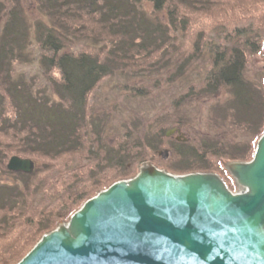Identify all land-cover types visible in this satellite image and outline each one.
Masks as SVG:
<instances>
[{
  "label": "trees",
  "instance_id": "16d2710c",
  "mask_svg": "<svg viewBox=\"0 0 264 264\" xmlns=\"http://www.w3.org/2000/svg\"><path fill=\"white\" fill-rule=\"evenodd\" d=\"M37 1L47 21L31 23L21 0H0V264H18L85 201L155 162L146 154H173V165L158 167L220 174L235 189L222 161H251L264 133V78L247 76L264 50V0ZM226 8L222 42L209 20ZM100 40L111 47H97ZM203 57L206 71L199 81L186 77L173 114L151 120L163 125L140 132L137 116L117 120L121 92L145 94L135 81L157 82L170 67L171 82L179 81ZM112 79L121 94L106 105L97 91ZM219 97V133L167 137L188 123L183 113L172 117L186 103ZM16 156L34 162L33 172H10Z\"/></svg>",
  "mask_w": 264,
  "mask_h": 264
},
{
  "label": "water",
  "instance_id": "95a60500",
  "mask_svg": "<svg viewBox=\"0 0 264 264\" xmlns=\"http://www.w3.org/2000/svg\"><path fill=\"white\" fill-rule=\"evenodd\" d=\"M7 168L28 174L35 164L16 156ZM225 169L236 191L216 173L177 175L144 163L85 201L18 264H264V133L251 161Z\"/></svg>",
  "mask_w": 264,
  "mask_h": 264
},
{
  "label": "rangeland",
  "instance_id": "374dc122",
  "mask_svg": "<svg viewBox=\"0 0 264 264\" xmlns=\"http://www.w3.org/2000/svg\"><path fill=\"white\" fill-rule=\"evenodd\" d=\"M22 6H24V9L26 11L28 19L32 22L34 21H47V16L45 15L44 12L40 10V5H38L37 0H21ZM146 9L148 10V7L146 6ZM238 14V12H236ZM227 16H229V8H226L224 10H216L215 11V16L211 17L209 20V25L215 24L216 27L214 30L217 31L216 29L219 28L222 30L219 34L222 35V37L218 34L215 33L216 37H219L220 40L222 41V38H224V27L226 26V22L222 23L220 25V22L222 20H227ZM241 16V15H240ZM242 18V17H240ZM82 23H86V20H83ZM76 25H80V23L77 21L75 23ZM2 27V22L0 21V30ZM100 43H96L97 47H102V45H106L105 47H111V43L107 41L100 40ZM103 41V42H102ZM85 44L87 43H95L91 39H85L83 41ZM223 42V41H222ZM178 47L181 45L180 41L177 43ZM176 49L173 50V54H175ZM264 52V51H263ZM262 54H259L255 57H253L252 60V66H250L247 70V76L249 79L252 81H259V75L262 73L263 78H264V61L261 58ZM205 58L203 57L202 60L195 61L193 66L187 70L184 75L180 78L179 81L171 82V67L169 68V71H164L163 74H161V77L157 78L154 77L155 81L149 80L147 83L142 84L140 81H135L137 82V86L140 87L144 91V95H136V96H129L127 95V92H121L124 96L119 99L120 104L118 105V108L123 106L122 109H118L119 114H117V120H122L126 121L129 118L136 117L137 123H139V131L144 130L145 132L153 129L157 126V128L160 125H163V121L160 122V124H155L152 123L151 120L155 119L158 117L160 114L165 113V116H167L170 111L173 114L172 109L174 108V102L177 100L180 94V89L182 86H185L187 83H191V81H199L201 77L199 75H203V73L206 71L207 64L204 63ZM29 67V66H28ZM28 68L26 67V70ZM139 74L135 73L138 76L140 75H145L143 74L144 68H142L140 71H138ZM261 75V76H262ZM186 77H188V82L186 83ZM118 81L115 79L112 80H107L103 83L102 87L97 91L98 94V99L101 100L102 102L104 101L106 105L107 103H111L114 99V97H119L118 93L120 91L115 90L114 92L112 91L113 88L115 87V84ZM123 91V90H122ZM220 100H208L203 102H192L189 104H185L184 108L181 109L180 112H175V114L172 116L173 118L177 119L178 114H185L187 116V119L189 120L188 123H185V125H182L180 127V133H182V140L185 139L184 142H190L192 140H201L202 138H205V136L209 133L212 136L213 134L216 135L220 131H218V126H215L217 123L212 119L215 114H213V107L219 104V101L221 103L224 102V99L222 97H219ZM172 105V106H171ZM175 109V108H174ZM135 114V116H134ZM140 118H139V117ZM167 120L169 117H166ZM218 120V119H217ZM170 131V130H169ZM168 132V131H167ZM179 134H175L172 136L174 139L178 137ZM183 142V141H182ZM154 159L155 162L153 161H145L141 163L138 166L137 173L133 176L135 177L138 172H139V167L144 164V163H152L156 167L165 165H173V161L175 160L173 154H167L164 156V154L159 155L158 152L156 153H151V154H146V157ZM228 161L223 160L222 164H224V169H225V163ZM158 164V165H157ZM159 169L166 170L167 172L171 174H177V175H184V174H189V173H184V174H178L174 172H170L169 170L165 168L158 167ZM226 171V169H225ZM193 173V172H192ZM220 175V174H219ZM228 175V173H227ZM230 176V175H229ZM231 177V176H230ZM7 178L6 175L2 173V170L0 169V181H5ZM132 178V177H131ZM223 178V177H222ZM232 178V177H231ZM130 179V178H129ZM128 179V180H129ZM121 181V180H120ZM234 181V180H233ZM235 186V185H234ZM235 189L237 190L236 186ZM234 190V189H233ZM235 191V190H234ZM65 222V221H64Z\"/></svg>",
  "mask_w": 264,
  "mask_h": 264
},
{
  "label": "flooded vegetation",
  "instance_id": "af4514ba",
  "mask_svg": "<svg viewBox=\"0 0 264 264\" xmlns=\"http://www.w3.org/2000/svg\"><path fill=\"white\" fill-rule=\"evenodd\" d=\"M178 130L180 131V129H178ZM179 133H180V132H179ZM179 133L176 132V134H179ZM180 135H182V133H180ZM234 185H235V183H234ZM231 190H233V189H231ZM234 190L236 191V189H234ZM234 190H233V191H234Z\"/></svg>",
  "mask_w": 264,
  "mask_h": 264
}]
</instances>
